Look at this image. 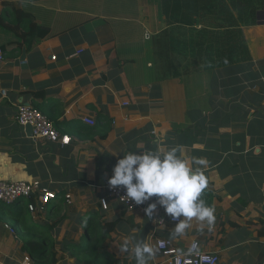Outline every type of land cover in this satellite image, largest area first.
Wrapping results in <instances>:
<instances>
[{
	"label": "crops",
	"instance_id": "1",
	"mask_svg": "<svg viewBox=\"0 0 264 264\" xmlns=\"http://www.w3.org/2000/svg\"><path fill=\"white\" fill-rule=\"evenodd\" d=\"M161 5L0 0L3 16L24 10L49 28L29 46L21 32L0 21V178L38 179L50 191L71 196L68 203L61 195L52 200L60 206L54 211L33 214L40 222L65 215L55 233L57 264H82L60 243L84 242L80 220L97 211L103 223L116 224L107 247L116 264H136L134 248L141 241L156 249L148 264H169L159 239L172 241L179 252L199 242L203 251L219 255L218 264H264V8L255 24H241L251 55L244 59L199 55L205 26L194 21L198 13L192 25L170 23ZM214 42L209 38L202 47ZM21 104L38 108L71 143L30 136L17 120ZM176 145L186 157L208 162L202 198L215 207L211 231L205 225L201 232L193 219L183 236L173 238L175 224H159L162 207L151 219L144 211L148 205L110 200L103 208L106 182L123 154ZM6 224L0 220V264H23L22 239ZM128 237L131 251L121 252Z\"/></svg>",
	"mask_w": 264,
	"mask_h": 264
},
{
	"label": "trees",
	"instance_id": "2",
	"mask_svg": "<svg viewBox=\"0 0 264 264\" xmlns=\"http://www.w3.org/2000/svg\"><path fill=\"white\" fill-rule=\"evenodd\" d=\"M161 8L166 11L170 23H185L192 25V18L198 13L196 22L205 26L201 32L200 45H207V39L215 40L214 46L209 49L199 47V55L214 52L216 57L229 54L250 58V51L241 31V24H255L259 9L264 8V0H162ZM195 11V12H194ZM237 12V15L235 14ZM1 23L18 33L33 46L49 33V28L38 24L31 13L24 10L14 9L11 17L0 14ZM209 35V37H207ZM173 37H171V42ZM207 67V65H204ZM191 67L186 68V73ZM36 108V107H35ZM38 109V108H37ZM93 127L91 129H95ZM103 138L108 135L111 126L105 128ZM63 196V201L68 198L65 192L56 193ZM20 198L15 202V209H9L4 203H0V219L7 213L14 224L10 227H20L22 233V251L28 255L33 264H57L59 261L58 241L55 239L56 228L63 222L65 215L55 222L34 221L29 214L28 202L33 198ZM54 200V199H53ZM68 203V202H67ZM59 204L49 202L45 205V213L56 210ZM42 211V212H44ZM33 217V216H32ZM85 230L84 242L63 239L61 250L69 251L78 263L82 264H116L113 255L107 251L108 238L115 229V223H103L100 212H91L84 219Z\"/></svg>",
	"mask_w": 264,
	"mask_h": 264
},
{
	"label": "clouds",
	"instance_id": "3",
	"mask_svg": "<svg viewBox=\"0 0 264 264\" xmlns=\"http://www.w3.org/2000/svg\"><path fill=\"white\" fill-rule=\"evenodd\" d=\"M207 161L203 158H188L183 146L176 145L166 151L157 148L143 151H129L123 154L113 167V175L108 179L110 187L123 186L126 198L142 205L153 196L157 201L150 203L145 214L151 219L158 206L173 221H177L173 238L183 236L192 227L195 219L211 231L216 220L215 207L202 198L207 190L209 179L205 174ZM182 217V219H181ZM121 252H130V237L125 238L119 246ZM198 253V245L193 243L184 255ZM156 254V249L147 242H138L134 248L136 264H148ZM186 264H191L187 261Z\"/></svg>",
	"mask_w": 264,
	"mask_h": 264
},
{
	"label": "built area",
	"instance_id": "4",
	"mask_svg": "<svg viewBox=\"0 0 264 264\" xmlns=\"http://www.w3.org/2000/svg\"><path fill=\"white\" fill-rule=\"evenodd\" d=\"M2 52V49H0V57L2 56ZM17 120L23 126H32L33 138L36 140H43L61 145H69L71 143L72 137L69 134L61 133L57 126L45 114L32 105L21 104L18 106ZM85 121L89 125L96 124V121L92 119H85ZM105 189L106 196L101 200L103 208L107 209L109 207L110 200L118 201L127 207L137 205L134 201H130L126 198V190L123 186L112 188L107 181ZM22 197L29 200L33 198L32 202H28V208L32 213H39L44 211L45 205L53 199H56L57 195L54 191H50L43 187L41 181L38 179L31 181H8L0 178L1 202L11 204L17 202ZM68 198H71V196L68 195ZM155 201H157V197L153 196L143 205H149ZM168 221L173 224L177 223V221H173L162 208V216L159 218V224H165ZM6 227L13 234L16 233V230L11 228L9 224H6ZM194 243L198 245V253H193L192 255L182 254L187 253L188 250L179 252L174 247L173 242L168 239H159L157 246L164 255L169 256V264H186L187 261H190L191 264H218L220 262L219 255L203 251L199 242ZM23 264H33L32 259L27 255L24 258Z\"/></svg>",
	"mask_w": 264,
	"mask_h": 264
},
{
	"label": "rangeland",
	"instance_id": "5",
	"mask_svg": "<svg viewBox=\"0 0 264 264\" xmlns=\"http://www.w3.org/2000/svg\"><path fill=\"white\" fill-rule=\"evenodd\" d=\"M186 74V73H185ZM189 105H192V102H190L189 103ZM0 203H1V201H0ZM3 203V202H2ZM24 203H27V199L24 201ZM6 206H7V208H9V209H15L14 207H15V203H11V204H6V203H4ZM62 211H60L59 213H61ZM33 214L34 213H31V214H29V216H28V218L31 216V219H33ZM42 215L44 214V212L43 213H41ZM35 215H38V213H35ZM2 222H7V223H10V224H14V222H13V220L11 219V217L6 213L1 219H0ZM83 220H80V223H81V226L83 227V222H82ZM21 233H22V231H21V229H20V227H17V234L20 236L21 235ZM13 239V238H12ZM12 241H14V243H15V240L13 239ZM10 243H11V240H10Z\"/></svg>",
	"mask_w": 264,
	"mask_h": 264
},
{
	"label": "water",
	"instance_id": "6",
	"mask_svg": "<svg viewBox=\"0 0 264 264\" xmlns=\"http://www.w3.org/2000/svg\"><path fill=\"white\" fill-rule=\"evenodd\" d=\"M26 131L27 133L32 136L33 135V129H32V126L31 125H27L26 126Z\"/></svg>",
	"mask_w": 264,
	"mask_h": 264
}]
</instances>
